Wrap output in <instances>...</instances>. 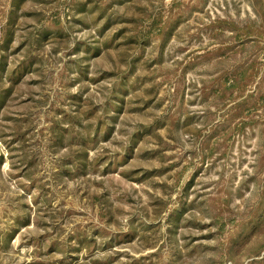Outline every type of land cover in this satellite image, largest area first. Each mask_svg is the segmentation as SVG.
Instances as JSON below:
<instances>
[{
	"label": "rangeland",
	"instance_id": "obj_1",
	"mask_svg": "<svg viewBox=\"0 0 264 264\" xmlns=\"http://www.w3.org/2000/svg\"><path fill=\"white\" fill-rule=\"evenodd\" d=\"M0 264H264V0H0Z\"/></svg>",
	"mask_w": 264,
	"mask_h": 264
}]
</instances>
